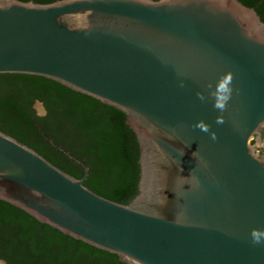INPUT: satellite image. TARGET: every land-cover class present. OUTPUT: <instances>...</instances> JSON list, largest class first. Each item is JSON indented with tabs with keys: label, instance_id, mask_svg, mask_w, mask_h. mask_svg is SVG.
<instances>
[{
	"label": "water",
	"instance_id": "95a60500",
	"mask_svg": "<svg viewBox=\"0 0 264 264\" xmlns=\"http://www.w3.org/2000/svg\"><path fill=\"white\" fill-rule=\"evenodd\" d=\"M227 72L233 93L220 112L197 93ZM0 74L43 77L119 110L139 148L137 194L121 204L84 185L80 161L77 178L0 131V200L125 264H264V242L250 235L264 229V21L254 8L0 0Z\"/></svg>",
	"mask_w": 264,
	"mask_h": 264
},
{
	"label": "trees",
	"instance_id": "16d2710c",
	"mask_svg": "<svg viewBox=\"0 0 264 264\" xmlns=\"http://www.w3.org/2000/svg\"><path fill=\"white\" fill-rule=\"evenodd\" d=\"M239 1L254 8L264 21V0ZM37 101L47 111L43 118L34 109ZM0 131L77 178L83 176V166L74 165L69 155L79 159L89 169L84 185L104 198L128 204L137 194L138 143L125 115L111 106L43 77L0 74ZM0 260L6 264H125L115 254L63 234L2 200Z\"/></svg>",
	"mask_w": 264,
	"mask_h": 264
},
{
	"label": "clouds",
	"instance_id": "9594fccd",
	"mask_svg": "<svg viewBox=\"0 0 264 264\" xmlns=\"http://www.w3.org/2000/svg\"><path fill=\"white\" fill-rule=\"evenodd\" d=\"M233 74L231 72H227L224 75H222L219 80L216 82L215 87L213 88V85L211 83H208L206 85V88L209 90L208 95L206 96L204 92H198L197 97L201 101H205L209 97L213 100V107L220 111L224 112L228 106V101L232 97L233 93ZM181 87H183V82H181ZM37 104H42V102L37 101ZM37 116L43 118L47 115L46 109H43L41 107L40 110L37 111ZM217 124H223L224 123V117L223 115L217 116L216 118ZM194 128H198L203 132L209 133L210 132V125L207 124L204 120H199L193 125ZM211 138L215 140L217 138L215 132H210ZM193 157L195 156V152L192 154ZM251 238L252 242L255 244H259L264 242V229L262 228H253L251 230Z\"/></svg>",
	"mask_w": 264,
	"mask_h": 264
},
{
	"label": "flooded vegetation",
	"instance_id": "af4514ba",
	"mask_svg": "<svg viewBox=\"0 0 264 264\" xmlns=\"http://www.w3.org/2000/svg\"><path fill=\"white\" fill-rule=\"evenodd\" d=\"M35 104H37V102H35ZM35 104H34V105H35ZM41 107L44 109V107H43L42 104H41ZM49 143L52 144L53 142H52V141H49ZM53 146L56 147L57 149H59L61 152H64L66 155H69L68 152H66L63 148L58 147V146H56V145H54V144H53ZM69 158H70L72 161L74 160V161H73V164H74V165H81V166H82V164H84L82 161H80L79 159H76V158L72 157L71 155H69ZM78 161H80L82 164L79 163ZM84 165H85V164H84ZM83 169H84V168H83ZM71 170H72V169H71ZM70 175H73V174H70ZM83 175H84V174H83ZM73 176H74V175H73ZM87 177H88V174H87ZM87 177H86L85 181L87 180ZM85 181H84V182H85ZM0 262H4V264H6L5 261H3V260H0Z\"/></svg>",
	"mask_w": 264,
	"mask_h": 264
},
{
	"label": "rangeland",
	"instance_id": "374dc122",
	"mask_svg": "<svg viewBox=\"0 0 264 264\" xmlns=\"http://www.w3.org/2000/svg\"><path fill=\"white\" fill-rule=\"evenodd\" d=\"M34 109H35V111H36V113H37V111L40 110V107H39V106H36V104H35V105H34Z\"/></svg>",
	"mask_w": 264,
	"mask_h": 264
}]
</instances>
